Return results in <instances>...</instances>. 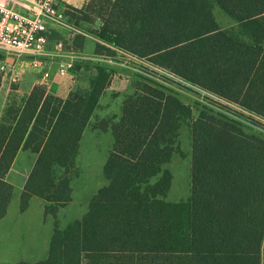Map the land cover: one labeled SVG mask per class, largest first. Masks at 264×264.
Here are the masks:
<instances>
[{"label": "trees", "instance_id": "trees-1", "mask_svg": "<svg viewBox=\"0 0 264 264\" xmlns=\"http://www.w3.org/2000/svg\"><path fill=\"white\" fill-rule=\"evenodd\" d=\"M213 5L234 26H219ZM58 8L97 39L94 55L113 56L110 45L264 119V0H87ZM85 38L63 40L65 48L81 52ZM74 71L88 73L87 85L75 84L65 99L46 95L44 83L9 98L0 118V219L12 194L5 177L20 149L35 158L21 210L38 197L44 214L56 218L70 202L82 133L122 69L87 60L76 61ZM133 75L118 120L94 125L113 137L105 185L80 218L64 226L54 220L47 257L34 264H264V134ZM184 125L190 192L170 202L164 197L172 175L162 165L174 153L183 157L177 138Z\"/></svg>", "mask_w": 264, "mask_h": 264}, {"label": "rangeland", "instance_id": "rangeland-1", "mask_svg": "<svg viewBox=\"0 0 264 264\" xmlns=\"http://www.w3.org/2000/svg\"><path fill=\"white\" fill-rule=\"evenodd\" d=\"M212 14L219 26L222 28H230L234 26V22L216 5L212 6ZM66 34L67 32L63 31L64 39ZM86 45L87 47L92 48L93 42L87 40ZM128 64L131 66L134 65L140 70L144 69L142 65L136 63L129 62ZM127 71L126 72L128 73L130 80L133 79V74L135 73H133L131 70ZM149 73L154 74L155 72L150 71ZM124 75H126V73ZM3 76L4 78H2ZM3 76L0 75L3 81L1 79L0 80L2 81L3 85H6L7 77L6 75ZM87 78V72L79 71L75 80V84L85 87L87 85ZM172 83L178 87L181 86L177 81H172ZM10 85L13 88L16 87V85ZM183 90L185 91V94H182V96L187 104H193L198 98L202 97V99L209 102L216 111L223 113L224 111H230L229 113L232 112L236 115H241L244 120L253 122L251 118H249V120L246 119L245 114H240L238 111H234L231 107L222 104L210 96L202 95L199 97L197 91L191 88H183ZM124 95L125 94H123L122 97ZM122 97H113L108 91L105 92L99 99V107L96 109L92 121L94 122L97 119L109 117L112 114L119 115L121 112ZM248 126L253 128L249 124ZM112 144L113 137L110 131H96L92 129L91 126H88L82 133L78 152L74 160V168L70 173L71 201L67 209L62 211L60 219H57L58 224L61 223L60 226L80 218L87 211L90 198L97 192L99 188L105 185L106 181L103 177L102 168L107 160L108 154L112 148ZM177 145L183 152V157H181L178 153H174L172 154L170 160L162 165V169L170 171L172 175L171 186L164 197L166 201L170 202L185 201L190 192L191 144L189 130L186 125L180 128L179 136L177 138ZM34 159V155L28 150L21 149L17 153L11 166V171L6 178V180L13 185L14 197H16L18 194V187L23 185L26 176L29 174ZM39 218L40 217H38L36 207L31 206L28 214V222H25V225L33 226L35 224L38 226L39 224L36 221H38ZM42 227L44 229L45 226ZM11 237L12 232H10V238Z\"/></svg>", "mask_w": 264, "mask_h": 264}, {"label": "built area", "instance_id": "built-area-1", "mask_svg": "<svg viewBox=\"0 0 264 264\" xmlns=\"http://www.w3.org/2000/svg\"><path fill=\"white\" fill-rule=\"evenodd\" d=\"M57 1L58 0H0V55L14 58L25 56L33 57L31 61L33 67L40 68L42 66V60L40 57L48 55L47 43L49 38L47 33L50 31H56L57 29L65 30L67 34L63 40L67 42V45L72 42L76 34H81L87 37L88 34L81 32L68 22L67 16L59 10ZM14 6L20 7L24 12L16 11ZM63 40L57 41L53 47L54 55L58 56L56 75L60 78H65L74 71V64L76 61L91 60L96 63H104L122 70L124 68V70H131L133 73L163 83L180 94H185L183 88H191L197 91L199 97L202 95L210 96L222 104L231 107L234 111H238L240 114H245V118L248 120L251 118L253 122L251 120V122L244 120L241 115H236L232 112L229 113L230 111H224L225 114L245 125L249 124L251 127L264 134L263 118L250 113L233 103L225 101L210 92L187 83L181 78L171 74L166 69L153 64L144 58H138L107 44L106 45L115 52L113 56L94 54L92 56H86L80 52L73 51L71 48L66 49ZM98 42L102 43L99 40ZM0 62V74L2 76L6 75L10 84L18 85L20 81L19 75L13 72L10 69V66L4 61ZM129 62L142 65L144 69L140 70L134 65L131 66L128 64ZM150 71L155 73L151 74L149 73ZM43 77H49V73L47 71L43 72ZM171 80L179 82L181 86L178 87L173 84ZM197 100L213 107L209 102L203 100L202 97Z\"/></svg>", "mask_w": 264, "mask_h": 264}, {"label": "crops", "instance_id": "crops-1", "mask_svg": "<svg viewBox=\"0 0 264 264\" xmlns=\"http://www.w3.org/2000/svg\"><path fill=\"white\" fill-rule=\"evenodd\" d=\"M86 1L87 0H58L57 2L60 7L66 4L76 8H80ZM14 9L19 12H24L23 9L17 6H14ZM56 31L59 33L60 37L63 38V31L65 30L57 29ZM87 40L92 41L93 47L95 46L96 39L92 35L88 34V36L85 38L83 48L80 53L86 56H92L94 54V48L87 47ZM56 42L57 41L54 40V37L51 36L47 43L48 55L40 57L42 60V66L40 68L33 67L31 63V59L33 57H4L2 61L8 64L10 66V69L19 75L20 82L18 85H16V87L13 88L9 84L7 76L6 85L2 84L3 80L0 77V79L2 80H0V118L5 106L9 102L10 97L14 96L16 99H20L26 96L31 91V89L39 83H44L46 85V95L58 97L61 99L66 98L69 91L72 89V87H74L77 74L73 71L69 74V76L65 78H60L56 75L58 56H55V53L53 52V47ZM46 71L49 73V77L44 78L43 72ZM126 71L127 70H124L123 68L121 74L115 76L111 84L104 90L101 96L107 91L113 97H122V95L125 94L122 97V106L124 99L127 96L133 94L131 81L132 79L130 80V77H128V73ZM125 73L126 75H124ZM2 78H4V76ZM98 107L99 101L97 108ZM96 109L94 110L89 123L84 128V130L88 126H91V128L96 131H110L109 128L107 130L95 128L94 125L101 119H108L109 121L116 122L120 114H112L109 117L97 119L93 122L92 118L94 117ZM10 171L11 167L6 174L5 180ZM26 178L23 182V185L21 187H18V194L16 197L13 196V185L6 180V182L12 186V194L7 206L6 213L0 219V264H15L19 261H23L28 264H34L40 260L45 259L47 257L49 241L53 232L54 220H57L58 218L60 219L62 211L67 209L70 203L69 202L65 206L59 208L56 218H53L51 215L44 214V202L38 197H31L28 200L26 207L21 210L20 194L23 190ZM31 206L36 207L38 217H40L38 221H36L39 224L38 226L35 224L33 226L25 225V222H28V214ZM42 226H45L44 229ZM10 232H12L11 238Z\"/></svg>", "mask_w": 264, "mask_h": 264}]
</instances>
